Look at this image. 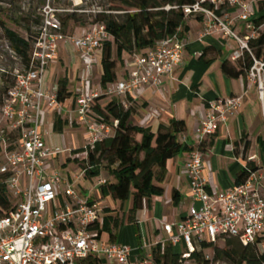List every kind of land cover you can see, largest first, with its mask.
<instances>
[{"label":"built area","instance_id":"obj_1","mask_svg":"<svg viewBox=\"0 0 264 264\" xmlns=\"http://www.w3.org/2000/svg\"><path fill=\"white\" fill-rule=\"evenodd\" d=\"M178 7H167L166 10ZM239 11L236 17L232 10ZM185 20L202 17L206 34L220 31L223 36L235 40L239 48L231 56L234 62L243 60L249 53L256 67L248 72L250 81L259 80L260 100L264 108V81L258 62L249 47L258 38V28L246 0H196L182 7ZM61 12L47 5L42 23L35 38L30 66L16 71L14 85L8 89L0 108V140L6 143L7 132L18 134V142L10 150L6 145V163L0 166V174L7 175L8 193L18 203L4 218H0V264H85L93 259L102 264H156L153 250L160 247L164 254L167 247L177 249L182 259L191 262L202 243L218 244L222 239L236 238L244 246L255 245L264 232V196L259 190L261 176L251 174L245 184L231 190L213 193L203 172V155L194 150L189 153L184 169L189 181L192 206L178 222L165 223L166 242L144 243L139 250L118 242L100 240L94 227L106 215V209L98 199L84 197L74 185L84 180L85 172L74 178H66L57 170L48 168L49 159L59 156L58 151L47 148L41 132L42 114L46 101L60 109L57 93L44 91V75L51 63L59 57V46L68 41L81 54L88 66L95 60V53L102 43L111 40L104 25L82 37H68L63 33L57 14ZM244 24L245 35L233 28ZM184 45L179 32L167 38L145 55H135V71L128 80L112 85L103 94L92 92L89 81L76 96L77 123L85 125L89 132L86 149L105 138L111 129L98 121L93 113L95 101L101 96L122 97L144 86H158L160 78L171 75L183 61ZM253 65V66H254ZM261 70L257 71V66ZM243 96L219 99L208 105L206 117L201 121L197 134L207 138L217 133L240 109ZM117 124V123H116ZM250 161L254 162L255 158ZM107 184L99 178L95 188ZM100 199L101 196H100ZM261 248V245H260ZM207 260L213 263L212 258ZM193 264V263H192Z\"/></svg>","mask_w":264,"mask_h":264},{"label":"crops","instance_id":"obj_2","mask_svg":"<svg viewBox=\"0 0 264 264\" xmlns=\"http://www.w3.org/2000/svg\"><path fill=\"white\" fill-rule=\"evenodd\" d=\"M256 6L254 8L258 9V5ZM231 12L233 17L239 13L237 9ZM252 12L256 16L257 10ZM186 26L188 32L180 36L185 47L181 65L171 75L161 77L158 86H144L132 94L117 98H120L125 109H133L131 122H135L134 125L150 127L157 131L161 126L169 127L172 121H184L186 131L180 137V142L202 153L203 172L211 192L221 193L233 189L246 167L255 163L261 176L259 190L264 196V149L258 142L259 138L264 140V108L259 92L248 83L245 76L230 78L223 72V65L227 61L237 63L231 56L239 45L235 40L226 39L220 31L206 34V23L202 17L188 19ZM233 28L240 34L245 32L242 23L234 24ZM134 56L124 54L122 61L118 62V82L128 80L135 71ZM101 58L102 51L99 49L95 53L94 62L88 66L70 42L60 44L59 57L46 71L43 88L45 92L57 93L60 80L68 78L71 96L60 103V109L51 107L48 101L45 103L42 114L44 126L41 132L47 148L51 151L58 149L54 138L56 134L61 133L63 136L67 128L81 132L86 142H89L87 127L77 123L75 100L77 94L84 89L85 81L90 82L92 92L104 93L101 87ZM232 96H243L239 111L221 125L216 134L200 138L197 129L207 115L208 105ZM110 99L111 97L107 96L102 103L106 104ZM59 117L65 122L61 132L55 130V122ZM3 128L6 130L7 127ZM11 135L8 131L6 143L0 140V157L3 161L0 166L6 163V145L13 147L18 142V139H11ZM202 143H206V147H200ZM246 143H249V148L245 151ZM69 146H76L74 138ZM12 149L14 147L10 150ZM74 152L72 150V156L68 157L70 163L80 162ZM188 156L189 153H182L167 163L166 177L158 184L164 189L162 196L146 200L133 220H130L129 212L127 216L124 212L121 213L124 224L121 223L116 242L137 251L146 242L154 245L167 241L168 236L163 231V225L180 221L192 206L189 181L184 169ZM253 157L254 162L250 161ZM68 166L69 164L64 165ZM77 166L80 168L78 163ZM48 168L57 170L53 169L49 162ZM79 170L82 172L81 168ZM68 178H72L70 174ZM83 181L96 185L97 180ZM80 189L85 198L96 199L83 185ZM131 206L128 202L123 210H130ZM120 207L122 208L121 204ZM260 237L261 251L264 252V232Z\"/></svg>","mask_w":264,"mask_h":264},{"label":"trees","instance_id":"obj_3","mask_svg":"<svg viewBox=\"0 0 264 264\" xmlns=\"http://www.w3.org/2000/svg\"><path fill=\"white\" fill-rule=\"evenodd\" d=\"M196 0H128L124 14L120 17L101 14L102 25L111 40L102 43L101 87L107 91L118 82L117 65L124 54L145 55L159 42L173 37L178 32L180 36L188 32L182 7L195 3ZM258 13L253 22L257 28L264 25V0H255ZM167 7H178L177 10H166ZM15 52L30 66L34 41L28 42L20 38L15 32L6 30ZM37 37V36H36ZM249 47L258 62L264 63V32L254 40ZM254 61L249 53H245L243 60L238 63L227 61L223 65V72L230 78L245 76L253 67ZM71 93L68 78L59 82L57 92L58 102L63 103ZM103 95L95 101L93 113L99 122L110 127L111 132L94 147L81 149L74 153L86 152L87 159L79 162L85 172L84 179L95 182L107 174V184L100 187L101 198H110L113 202L124 205L131 203L129 218L133 220L136 213L143 208L146 200L162 196V183L167 174V163L182 153H191L195 149L180 142V137L186 131L184 121H172L169 127L161 126L157 131L150 127L134 125L131 122L133 109H125L120 98L111 97L106 104ZM117 123V124H116ZM65 122L59 117L55 122V130L61 132ZM264 149V140L258 139ZM202 143L200 147H206ZM249 143L245 144V151ZM255 163H250L242 175L237 179V186L245 184L252 173L258 172ZM7 175L0 174V218L6 217L12 210L7 189ZM121 214L112 208L106 209V215L93 229L100 240L116 242L121 227ZM106 236V239H104ZM224 248L215 247L211 243H202L199 251L192 255L193 264H210L207 260L209 251L214 250L213 263L221 264H264V252L261 251V237L255 245L244 246L239 239L226 237ZM156 264H185L180 253L167 247L161 254L160 247L153 250ZM85 264H102V261L90 259Z\"/></svg>","mask_w":264,"mask_h":264},{"label":"rangeland","instance_id":"obj_4","mask_svg":"<svg viewBox=\"0 0 264 264\" xmlns=\"http://www.w3.org/2000/svg\"><path fill=\"white\" fill-rule=\"evenodd\" d=\"M128 0H0V108L2 106V100L4 95L14 85L16 71H23L26 68V63L15 52L11 41L8 39L6 30L15 32L20 38L25 39L28 42L35 40L38 29L42 23L43 10L50 4L54 9L61 12L57 14L60 22L62 23L63 33L68 37H82L95 31L96 27L102 25L100 21L101 14L112 15L120 17L124 14L125 2ZM164 1V0H159ZM251 10H257L254 8L257 3L255 0H246ZM257 7V6H256ZM258 13V12H257ZM235 30V29H234ZM264 32V25L258 28V37ZM245 35V32L241 33V37ZM238 63V62H237ZM256 67V64L253 68ZM261 70V65L257 66L256 73ZM249 74L246 73L245 79L259 91V80L250 81L248 79ZM261 79L264 81V71L261 70ZM260 97V93H259ZM262 105V103H261ZM263 108V105H262ZM264 115V109H263ZM135 123V122H134ZM133 123V124H134ZM44 125L41 126V128ZM5 127V126H4ZM6 131L4 128H0V132ZM67 128V132L62 136L61 133H57L54 138L55 144H58L59 156H52L49 159V163L53 169H57L62 176L68 178L69 174L72 178L81 175L80 168L75 162H69L68 157L72 156L70 152L72 150L77 151L85 149L87 142L84 139L81 132L71 131ZM11 139H17L18 134L12 133ZM74 138L76 146L73 148L69 146V143ZM69 146V147H68ZM67 148H71L68 149ZM76 158H79L80 162L87 159L86 152H80L74 154ZM74 161V160H73ZM3 163L2 157H0V165ZM65 164H69L68 167H64ZM103 178L108 179L107 174L103 173ZM97 182V181H96ZM100 200L103 207H109L116 210L119 214L122 212L128 215L129 210H121L120 203L113 202L110 198L100 199L101 194L99 190L95 188V185L89 184L85 181L76 182L74 188L80 192L82 185ZM81 185V186H80ZM8 196L11 201V205L14 207L18 201H16L9 193ZM125 216V217H126ZM125 220V219H124ZM123 223V221H122ZM124 224V223H123ZM106 239V236H104ZM226 243L220 241L215 247L224 248ZM184 248L181 246L177 249L178 252H182ZM210 257L214 256V250L209 251ZM185 264H192L186 262ZM221 264H228L226 261H221Z\"/></svg>","mask_w":264,"mask_h":264}]
</instances>
